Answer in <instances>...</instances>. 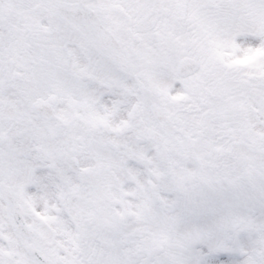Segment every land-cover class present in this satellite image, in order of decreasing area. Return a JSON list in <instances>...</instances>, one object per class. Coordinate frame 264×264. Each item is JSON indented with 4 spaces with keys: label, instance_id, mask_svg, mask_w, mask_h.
I'll return each instance as SVG.
<instances>
[{
    "label": "snow or ice",
    "instance_id": "obj_1",
    "mask_svg": "<svg viewBox=\"0 0 264 264\" xmlns=\"http://www.w3.org/2000/svg\"><path fill=\"white\" fill-rule=\"evenodd\" d=\"M0 264H264V0H0Z\"/></svg>",
    "mask_w": 264,
    "mask_h": 264
}]
</instances>
